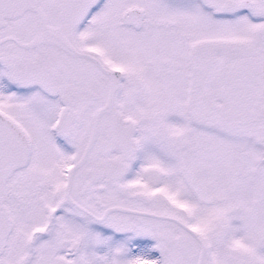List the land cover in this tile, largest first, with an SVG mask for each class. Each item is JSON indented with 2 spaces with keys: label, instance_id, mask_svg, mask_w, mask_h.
<instances>
[{
  "label": "snow or ice",
  "instance_id": "6c2138e0",
  "mask_svg": "<svg viewBox=\"0 0 264 264\" xmlns=\"http://www.w3.org/2000/svg\"><path fill=\"white\" fill-rule=\"evenodd\" d=\"M0 264H264V0H0Z\"/></svg>",
  "mask_w": 264,
  "mask_h": 264
}]
</instances>
